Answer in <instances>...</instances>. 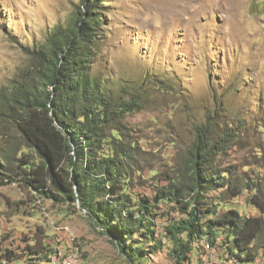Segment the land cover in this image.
Listing matches in <instances>:
<instances>
[{"label": "rangeland", "instance_id": "374dc122", "mask_svg": "<svg viewBox=\"0 0 264 264\" xmlns=\"http://www.w3.org/2000/svg\"><path fill=\"white\" fill-rule=\"evenodd\" d=\"M85 1L87 16L103 15L92 73L113 98H134L139 107L121 125L123 144L132 147L129 207L147 200L155 216L138 225L121 219L103 232L78 203H54L18 182L6 184L0 186V264L28 263L36 250L45 251L44 260L63 253L80 264H174L166 229L184 216L173 202L153 198L160 188L177 186L195 129L214 112L236 134L213 165L224 179L204 193L203 228L229 209L264 219L251 200L255 194L264 200V0ZM79 2L0 0V89L27 72L29 52L73 24ZM19 145L15 131L0 129V150L11 165ZM126 231L123 253L114 237ZM211 232L210 248L192 244L189 264H238L228 257L222 230ZM254 248V262L241 264H264V235Z\"/></svg>", "mask_w": 264, "mask_h": 264}, {"label": "trees", "instance_id": "16d2710c", "mask_svg": "<svg viewBox=\"0 0 264 264\" xmlns=\"http://www.w3.org/2000/svg\"><path fill=\"white\" fill-rule=\"evenodd\" d=\"M76 10L71 26L55 30L46 44L29 52L32 65L27 72L0 89V129L15 131L20 141L12 165L0 150V186L18 182L54 203H78L93 224L109 233L113 222L123 219L138 225L155 214L153 204L141 198L129 207L132 197L125 190L132 147L123 144L121 125L128 114L138 110V104L134 98H113L92 73L99 34L95 27L102 11L87 16L85 0H80ZM223 127L218 113L207 116L195 129L188 165L177 186L167 185L155 192L156 204L173 202L184 216L166 229L174 264H189L194 242L205 240L212 245L214 228L225 234L229 259L238 264L256 259L254 242L264 235L262 217H243L229 209L208 221V231L201 223L209 210L203 205L204 193L224 179L213 165L236 134ZM231 191L234 197L240 193ZM183 196L189 198L183 202ZM251 200L264 213V200L256 194ZM126 209L130 210L122 215ZM130 234L126 231L114 237L123 253L121 239ZM44 252H31L28 263L44 260ZM12 258L7 256V260Z\"/></svg>", "mask_w": 264, "mask_h": 264}, {"label": "built area", "instance_id": "2783aa9c", "mask_svg": "<svg viewBox=\"0 0 264 264\" xmlns=\"http://www.w3.org/2000/svg\"><path fill=\"white\" fill-rule=\"evenodd\" d=\"M202 246L205 248H210V244L203 240ZM19 264H29L27 262L21 261ZM32 264H80V261L74 256H67L63 253H57L56 255L49 256L46 260H35Z\"/></svg>", "mask_w": 264, "mask_h": 264}]
</instances>
